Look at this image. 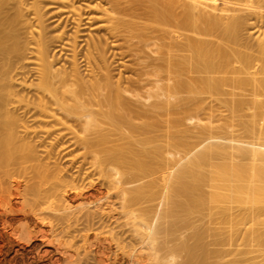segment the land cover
<instances>
[{"label": "bare ground", "instance_id": "bare-ground-1", "mask_svg": "<svg viewBox=\"0 0 264 264\" xmlns=\"http://www.w3.org/2000/svg\"><path fill=\"white\" fill-rule=\"evenodd\" d=\"M30 1L0 0V264H90L89 253L95 264H134L144 250L164 247L161 235L180 241L185 229L191 235L175 243L186 253L180 264H215L240 240L264 247V33L253 44L243 37L253 26L248 19L262 17L260 1L49 0L59 19L65 11L74 22L67 42L65 32L54 37L46 25L45 1ZM244 9L246 17L238 12ZM83 16L92 26L103 22L98 31L106 33L79 49ZM52 47L59 56L69 52L67 67L55 68ZM110 48L118 49L114 58L133 61L122 64L131 77L114 81ZM29 65L38 83L23 96ZM218 117L226 119L215 129ZM243 117L250 121L235 124ZM74 149L83 150L80 163H57ZM136 206L143 214L133 223ZM114 214L134 226L139 247L118 239L112 224L106 237L97 234ZM55 220L78 227L82 258L67 242L40 251ZM111 243L126 261L111 257ZM51 253L59 256L53 262ZM175 254L169 264L178 262ZM257 256L234 260L258 264L250 262Z\"/></svg>", "mask_w": 264, "mask_h": 264}, {"label": "rangeland", "instance_id": "rangeland-1", "mask_svg": "<svg viewBox=\"0 0 264 264\" xmlns=\"http://www.w3.org/2000/svg\"><path fill=\"white\" fill-rule=\"evenodd\" d=\"M24 1V0H23ZM29 1L30 0H25V3L24 4H29L30 5V3H29ZM45 1V3H44V5H43V7H44V13H45V18H46V25L48 24V27H49V30L51 31V34H52V36H61L64 32H65V34H63V39H64V41L65 42H67L66 40H68V35H70V34H73L72 32H74L75 31V28H74V26H73V24L72 23H74L73 22V20L72 19H70V17L68 18V17H66V12L64 11L63 13H61V14H63V15H61L60 14V19H61V22H60V19H59V16L57 15L56 16V9L58 8V7H56V5L55 4H53L52 3V1H50L51 2V4H53L52 5V7H51V4H50V2H49V0H47V2H46V0H44ZM237 1V0H236ZM247 2V4H246V2ZM244 2H243V4L242 3H240V4H242L243 6H247V5H249V6H251L252 4H253V2L252 1H254V0H245ZM252 3V4H250V2ZM257 1V0H256ZM255 1V3H256V5H257V2ZM260 2H258V3H260L259 4V7H260V9H259V7H258V11H261V12H258V13H260L259 14V16H262V17H260V18H257L258 17V15H256L255 14V16H257L256 18H257V20L258 21H260V20H262V22L260 21V22H258V24H255L256 26L258 25L259 26V24H260V26H259V28L261 27V26H263V27H261L262 29H260V32H261V34H259L258 32H254V30H256V26L254 25V23H256V21H255V17H254V15L252 16V15H250L249 14V17H251L252 16V18L251 19H253V21L249 18V17H247V18H249L248 20H250L248 23H250L251 25L253 24V26H250V27H247L248 29H246V31L248 30V32H246L245 30V32H244V34H243V37L245 38H243L244 39V42H245V40H246V38H248V40H246V42H251V44H253V43H255V41L257 40V38L259 37L260 38V36H262V33H264V0H259ZM31 2V1H30ZM249 2V3H248ZM254 3V4H255ZM48 4V5H47ZM233 4H235V5H237V6H235V7H239V8H241L240 6H242V5H240L239 3H234L233 2ZM28 5V6H29ZM238 5H240V6H238ZM26 7V8H30V7ZM263 6V7H262ZM248 7V6H247ZM55 8V9H54ZM244 8V7H243ZM246 8V7H245ZM27 10V9H26ZM54 10V11H53ZM243 10V9H242ZM242 10L241 11H238L239 13H241V15L242 16H244V17H246V16H248V14H246V12L247 11H245L246 9H244V11L242 12ZM46 11V12H45ZM26 12H28V11H26ZM25 11H24V14H28V15H25V18H27L28 17V19H29V17L31 18V15H30V12H28V13H26ZM55 12V13H54ZM47 13H48V15H47ZM239 13L237 14V12L235 13V14H237V16L239 15ZM247 13H249V12H247ZM257 13V14H258ZM55 14V15H54ZM83 15L84 16H86V18H89L88 17V12L87 11H85V13H83ZM92 15H94V13H92ZM234 15V14H233ZM240 15V16H241ZM48 16H50L49 18H48ZM83 16V18L85 19H83V22L84 23H82V25H81V28L80 29H82V30H80V34L78 35L79 37H80V39L78 40V45H79V47L80 46H82L83 48L85 47V42L87 43V42H90V38H93L94 36L95 37H102L103 35L105 36V34L104 33H106L105 32V30H104V28H100V29H102V30H100V31H98V27L97 26H104V23L102 24L101 22H98V23H94V25H96V26H92V24L93 23H90L89 21H88V19H86L85 17ZM53 17V18H52ZM48 18V19H47ZM58 18V19H57ZM49 19H51V20H49ZM55 20V21H54ZM58 21V23H61V24H59L60 26H57V21ZM64 20V21H63ZM29 21V20H28ZM30 21H31V19H30ZM50 23H51V25H50ZM56 25H55V24ZM68 24V25H67ZM84 24V25H83ZM33 25V24H32ZM249 25V24H248ZM28 26H31V24L29 25V22H28ZM51 26V27H50ZM55 26H56V28H55ZM67 26H69V27H67ZM254 26L256 27V28H254ZM32 28L34 27V26H31ZM52 27H53V29H52ZM63 27H64V29H63ZM84 27V28H83ZM95 27H97V29L95 28ZM66 28V29H65ZM68 28V29H67ZM252 28V29H251ZM253 28H254V30H253ZM34 29H35V27H34ZM34 29H33V31H34ZM73 29V30H72ZM92 29V30H91ZM59 30V31H58ZM67 30V31H66ZM96 30V31H95ZM253 30V31H252ZM257 30H258V28H257ZM262 30V31H261ZM30 31H32V30H30ZM56 31V32H55ZM66 32H67V34L68 35H66ZM99 32V33H98ZM55 33V34H54ZM34 34H35V32H34ZM96 34V35H95ZM253 34V35H252ZM258 34H259V36H258ZM93 37H92V36ZM102 35V36H101ZM28 36L30 37V35L28 34ZM253 36V37H252ZM28 37V38H29ZM263 37V36H262ZM87 39H90L89 41L87 40ZM85 40H87V41H85ZM254 41V42H253ZM245 42V43H246ZM84 43V44H83ZM249 44V43H248ZM54 46H56V45H54ZM82 47H80L79 49H81ZM86 47H87V45H86ZM82 48V49H83ZM54 48L52 47V49L51 50H53ZM85 49V48H84ZM112 48H110L109 49V52H108V60H109V62H110V64L111 63H113V64H111V66H112V70H114V71H112V73H113V76L115 77L114 78V81L116 80V81H118L119 79H121L122 77V79H126V78H128V77H131L132 76V74H131V72H130V70H126L125 68H124V66L123 65H125V66H127V67H132L133 66V61L131 60V59H129V58H121V57H119V55L118 56H116L115 58H114V54H119V52L117 51L118 49L117 48H114V49H112ZM53 51H55L54 52V56H56L55 57V60H56V62H55V68H61L62 66H64V65H66V67L68 66V63L70 62L69 60H71V56H70V54H69V52H63V53H61L60 54V56H59V52H57L56 50H53ZM53 53V52H52ZM66 55H65V54ZM62 54H64V55H62ZM113 54V55H112ZM53 55V54H52ZM70 58V59H69ZM80 58V57H79ZM122 60H121V59ZM124 60H125V62H124ZM81 61V60H80ZM66 62V64H63V63H65ZM68 62V63H67ZM123 64V65H122ZM85 64L83 63V65L81 64V69L82 70H84V71H82V72H84L83 74H84V76L86 75V77L88 78L89 77V75H90V69H89V67H86V65L84 66ZM114 65V66H113ZM32 66V65H31ZM30 65L27 67V69H26V75L24 76V78L23 79H20L21 80V82H26V84H24L25 86H23V87H20V91H21V94L23 95V96H31L33 93H34V88L31 86L32 84L33 85H35V84H37L38 82V80H37V76H35V75H37V73H36V71H34V69H33V66L31 67ZM84 66V67H83ZM85 67L87 68V69H85ZM114 67V68H113ZM125 69V70H124ZM87 70V71H86ZM133 78V77H132ZM214 104H215V109L216 108H219V110H221L222 111V109L220 108V107H217L216 105L218 104V103H216V102H214ZM214 104L212 103V105L214 106ZM218 106H219V104H218ZM224 110V109H223ZM217 115V114H216ZM221 118V117H220ZM219 117L218 118H215L213 121H212V124H213V126L212 127H215V129L216 128H218L219 126H220V124L222 123V121L224 122V120L226 119L225 117H222L221 119H220ZM225 118V119H224ZM224 119V120H223ZM240 119V120H239ZM237 120V119H236ZM238 122H236L235 124H245V123H247L248 121H250V118H247V117H243V118H238V120H237ZM218 122V123H217ZM261 122V121H260ZM262 122H264V121H262ZM261 122V123H262ZM188 124V123H187ZM204 124V123H203ZM223 124V123H222ZM237 124V125H238ZM218 126V127H217ZM239 129V127H235V130H238ZM70 150V149H69ZM82 152H83V150H80V149H74V150H72L70 153H71V155H70V153H69V155H67V157H66V154H64V155H61L60 156V158H58V157H56V158H58V159H55V160H57V163L59 164L60 163V165L61 166H63V168L65 167L66 168V166H70V163L72 164L73 162L72 161H75V163L77 164V163H80L81 161H82V158H81V156H82ZM69 156V157H68ZM61 159V160H60ZM55 160H53L52 162H54ZM60 160V161H59ZM75 170H73V172H74ZM75 173V172H74ZM96 178V177H95ZM138 184V183H137ZM138 185H140V183L138 184ZM135 186H136V184H135ZM103 190H105L106 191V189L104 188ZM109 191V190H108ZM107 191V192H108ZM112 192V191H111ZM114 199H116V200H114V203H116L115 205H116V208H117V213H118V210L120 209L121 210V207H120V201H118L119 199L114 195ZM158 202V201H157ZM150 203L151 202H147L146 203V205H144V207H146V206H152V205H150ZM153 203L155 204V205H157L158 203H156V202H154L153 201ZM153 203H151V204H153ZM120 204V205H119ZM141 206H143V205H141ZM141 206H139V209H136V208H138L137 206L135 207V209L133 208V212L132 213H134V212H136V213H138V214H136V213H134V216H132L134 219H135V217H137V218H139V220L141 219V217L140 216H142V214H143V212L141 211ZM148 206V207H149ZM261 206H263L264 207V205H261ZM119 210V215L121 214V212H122V210L120 211ZM139 211H140V215H139ZM115 213V212H114ZM136 214V215H135ZM117 216V214H114V216H115V218H113V219H111V218H105L104 217V227L105 226H107V224H108V226H109V224H112V225H110L111 227L113 226V228L115 227V229L116 230H120V232L119 231H115V232H117V233H122V235H121V238L119 237H117L118 239H120V240H122V241H126L125 243H127V241H128V239L130 240V241H128V243L129 242H131L132 241V239H133V241L131 242V243H129V244H133L134 245V247H136L138 244H137V242H138V240H139V237L134 233V230H132V229H134V226H126L125 224H126V219H124V216H123V214L121 215V216ZM133 215V214H132ZM139 215V216H138ZM22 215H20V217H21ZM122 216H123V218H122ZM117 218V219H116ZM135 219V220H130V222H133V223H138L139 222V220L138 219ZM108 221H107V220ZM123 219V220H122ZM264 220V217L262 216V218H261V220ZM122 220V221H121ZM260 220V219H259ZM258 220V221H259ZM260 220V222L262 223V225H260V229L262 230H264V221H261ZM101 221V222H102ZM107 221V223H105ZM138 221V222H137ZM59 223V224H58ZM61 223V224H60ZM115 223V224H114ZM121 223V224H120ZM259 223V222H258ZM257 223V225L258 226H255V227H259V224ZM132 224V223H131ZM250 225H252L251 223H249ZM249 224H247L248 226H249ZM59 225H60V227H59ZM63 225V226H62ZM65 225V226H64ZM68 225H70V224H68ZM68 225H66V224H64V223H62V222H58L57 220H55L54 222H53V224H52V226L50 227V229L52 230V232H51V230L50 231H48V236H51V237H49V239L48 240H46L45 241V245L44 246H42L41 248H40V251L42 252L43 250H45V249H47L48 248V250L49 251H53V249H54V247H53V245L56 243V241H59V242H67V243H71V245L73 246V248L71 249V251L72 252H74V250H77L78 249V251H79V253H81L82 255H81V258L85 255V252L82 250V249H80V246L82 245V243L80 242V239H78V237H77V235H79L78 233H76V232H73V230L75 229V230H77L78 229V227L77 228H75L76 226H74V224L72 223V225H71V227L70 226H68ZM132 225H134V224H132ZM245 226V227H247L248 228V226ZM58 226V227H57ZM102 226V227H103ZM108 226H107V228L105 227V228H101L100 230H98V232H97V234H99V232L100 233H102V234H100V236H101V238H103V237H106V235L104 236V234H103V232L105 233V231L108 229ZM121 226H123V227H121ZM125 226V227H124ZM262 226V227H261ZM53 227V228H52ZM56 227V228H55ZM62 227V228H61ZM66 227V228H65ZM68 227V228H67ZM120 227V228H119ZM127 227V228H126ZM251 227V226H250ZM59 228V229H58ZM65 228V229H64ZM70 228H72V231H71V229ZM82 227H79V229H81ZM119 228V229H118ZM123 228V229H122ZM45 229H47V227H45ZM49 229V228H48ZM65 231H64V230ZM105 229V230H104ZM109 229H110V227H109ZM126 229V230H125ZM131 229V230H130ZM54 230H55V232H54ZM59 230V231H58ZM70 230V231H69ZM74 230V231H75ZM63 231V232H62ZM66 231H68V232H73V233H68V232H66ZM102 231V232H101ZM122 231V232H121ZM184 231V230H183ZM182 231V233H180V238H181V240H184L185 238H187L188 236H190L191 235V232H189L188 233V231H189V229H185V231L183 232ZM192 231V230H191ZM61 232V233H60ZM51 235H50V234ZM92 232H89V235L91 234ZM134 233V234H133ZM185 233V234H184ZM55 234V235H54ZM73 236H72V235ZM76 234V235H75ZM94 234H96V233H93L92 235H90V236H92L93 237V235ZM187 234H188V236H187ZM190 234V235H189ZM53 235V236H52ZM69 235V236H68ZM118 235V234H117ZM128 235V236H127ZM130 235V236H129ZM184 235V236H183ZM68 236V237H67ZM74 236H76L77 238L75 239L74 238ZM103 236V237H102ZM120 236V235H119ZM162 236V235H161ZM160 236V238H159V242H160V240H162L161 242H166L167 241V243H170V244H168L167 245V243H163L164 244V247L162 246V244L160 243V246H162V248H160V246L157 248V250L156 251H154V250H151V252L150 253H152V254H154V257H153V255L152 254H149V252H148V249L147 250H144L143 251V254L146 256L145 258H144V260L143 259H141V260H137V261H135L134 262V264H169L170 263V261H172V260H175V256L174 255H172V254H175L177 251H175L174 250V248H173V245L175 246V249L178 247L177 245H179V242L181 241L180 239V241H177L178 240V238H179V235H177V240L175 239V237H173V236H171L172 238H169V237H165V238H167V240L165 239V238H162ZM187 236V237H186ZM53 237V238H52ZM60 237H62L61 239H60ZM69 237H70V239H69ZM71 237H73V238H71ZM128 237H131V238H128ZM163 237H164V235H163ZM51 238H52V240H51ZM55 238V239H54ZM80 238V237H79ZM174 238V240H172L171 242H169L170 241V239H173ZM40 239V238H39ZM39 239H36V241L35 242H38L39 241ZM75 239V240H74ZM127 239V240H126ZM165 239V240H164ZM54 240V241H53ZM62 240V241H61ZM64 240V241H63ZM68 240V241H67ZM79 240V241H78ZM135 241H136V243H135ZM40 242V241H39ZM38 242V243H39ZM55 242V243H54ZM172 242H174L173 244H172ZM177 242V243H176ZM177 245H176V244ZM239 243H241L242 244V242H241V240H240V242L238 241V244L236 245V243H234L235 244V246L237 247H234V244H233V246H231L230 248H229V246H227L225 249H228V250H231V251H234L233 252V254L235 255V253H236V250L238 249V251H237V254H236V256H233V254L232 255H230V256H228V257H226L225 259H223L224 260V262H223V260H221V259H215V260H213L212 262L214 263V262H216L215 264H218V263H220V264H230V263H234V264H236L235 262L237 261H235L234 260V258H238V260H240V259H243V257H241V256H244V260H247V259H249V258H251L252 256H256V255H258L257 257L258 258H255V260H251L250 262H252V263H258V264H264V256L262 257L261 256V254H260V252H261V248H262V254H264V247H261V246H254V247H249V248H247V246L249 245H246V241H243V243H245V245L244 246H246V248H244V246L243 245H241V244H239ZM249 243V242H248ZM53 244V245H52ZM172 244V245H171ZM251 244V243H250ZM263 244V246H264V242L262 243L261 242V245ZM46 245H49L48 247L46 246ZM51 245V246H50ZM114 245H115V243L113 244V243H111V246H112V249H113V251L112 252H114V255H112L113 253L111 252V257L112 258H114L116 255H117V258H118V260H121V259H123L124 258V260L126 261L127 260V255H124V252L122 251V250H119V251H117L116 252V250L117 249H114ZM170 245V246H169ZM239 245V246H238ZM252 245V244H251ZM260 245V244H259ZM242 246V247H241ZM137 247H139V246H137ZM167 247V248H166ZM170 247V248H169ZM233 247V248H232ZM239 247V248H238ZM255 247H257L258 248V251L257 252H259L258 254L257 253H255L254 251H255V249H257V248H255ZM261 247V248H260ZM43 248V249H42ZM166 248V249H165ZM172 248H173V250H172ZM212 248H215V247H212ZM217 248V247H216ZM254 249V251L252 252V251H248V252H250V253H248L247 252V250L245 251V249ZM42 249V250H41ZM80 249V250H79ZM161 249H162V251L164 250V252H162L161 251ZM169 249V250H168ZM178 249V248H177ZM176 249V250H177ZM233 249V250H232ZM235 249V250H234ZM241 249H244V251H242ZM250 249V250H251ZM127 250H129V249H127ZM127 250H125V251H127ZM173 252H172V251ZM146 251V252H145ZM153 251V252H152ZM171 251V252H170ZM174 251H175V253H174ZM181 250H179L178 249V252L175 254L176 255V259L178 260V262H174V264H176V263H178V264H180V263H183V261H184V259H185V257H186V253L185 252H183V251H181ZM83 252V253H82ZM118 252H120V255L122 256H120L119 254H118ZM166 252V253H165ZM115 253H116V255H115ZM149 254V255H146V254ZM172 253V254H171ZM178 253H180V255L178 254ZM181 253H183V254H181ZM240 253V254H239ZM254 253V254H253ZM42 254V253H41ZM160 254V255H159ZM162 254H163V256H165V257H163L162 256ZM165 254V255H164ZM169 254H171L172 256H174V257H172L171 255H169ZM51 258L49 257V256H47V257H49V262H50V259H51V262H53L54 261V259H56V257L58 258L59 256L58 255H56V254H54V253H51ZM91 255V256H90ZM151 255V256H150ZM182 255V256H181ZM184 255V256H183ZM54 256H56V257H54ZM90 256V257H89ZM93 255L91 254V253H89L88 254V257L86 258L87 259V261L90 263V264H95V261L92 259L93 257H92ZM121 258H120V257ZM125 256V257H124ZM147 256H149V257H147ZM161 256L163 257V258H161ZM169 256V257H168ZM260 256V257H259ZM46 257V258H47ZM92 257V258H91ZM151 257V258H150ZM174 258V259H172V260H170L171 258ZM45 258V260H47L48 261V259H46ZM116 258V259H117ZM147 259V260H146ZM151 259V260H150ZM160 260V261H158V260ZM162 259H164V262H163V260ZM53 260V261H52ZM124 260H122V262H125ZM146 260V261H145ZM166 260H169V261H167L166 262ZM180 260H182V262L180 261ZM220 260V261H219ZM231 260H233V261H231ZM62 262V264L64 263V264H71V263H65V260L63 259V260H61ZM219 261V262H218ZM139 262V263H138ZM142 262V263H141ZM218 262V263H217ZM171 263H173V262H171ZM243 264H250L249 262H246V261H244V262H242ZM241 263V264H242Z\"/></svg>", "mask_w": 264, "mask_h": 264}]
</instances>
